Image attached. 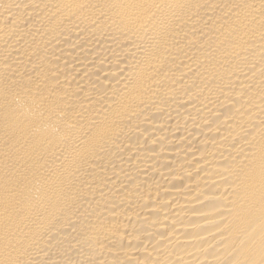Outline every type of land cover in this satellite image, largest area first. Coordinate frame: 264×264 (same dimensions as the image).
<instances>
[{"label": "bare ground", "instance_id": "6f19581e", "mask_svg": "<svg viewBox=\"0 0 264 264\" xmlns=\"http://www.w3.org/2000/svg\"><path fill=\"white\" fill-rule=\"evenodd\" d=\"M0 264H264V0H0Z\"/></svg>", "mask_w": 264, "mask_h": 264}]
</instances>
